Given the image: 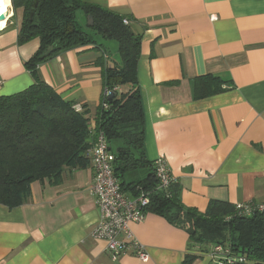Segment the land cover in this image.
<instances>
[{"label":"crops","instance_id":"0c3cea01","mask_svg":"<svg viewBox=\"0 0 264 264\" xmlns=\"http://www.w3.org/2000/svg\"><path fill=\"white\" fill-rule=\"evenodd\" d=\"M92 1L130 17L141 36L136 72L144 153L149 162L165 160L181 204L203 212L210 201L264 202V0ZM8 2L0 24V97L34 83L24 64L39 46L37 39L18 44L20 23ZM99 56L91 46L75 48L43 62L37 73L93 116L103 94ZM207 75L227 89L193 98L192 81ZM149 171L130 172L124 181L141 182ZM92 180L89 157L86 168H64L57 185L32 183L21 206L0 205V264H182L192 253L183 228L147 210L142 222L130 224L147 260L128 252L112 261L105 242L90 236L98 221ZM206 253L193 264H212Z\"/></svg>","mask_w":264,"mask_h":264},{"label":"trees","instance_id":"16d2710c","mask_svg":"<svg viewBox=\"0 0 264 264\" xmlns=\"http://www.w3.org/2000/svg\"><path fill=\"white\" fill-rule=\"evenodd\" d=\"M33 2L11 0L13 11L21 12L18 44L37 39L39 46L24 64L34 83L0 97V205L19 207L30 197L32 183L57 185L64 168H86L95 137L103 133L122 191L134 192L141 185L151 192L147 210L186 231L192 253L182 264H193L198 253L215 245L228 256L223 264H264V214L244 217L237 205L219 201H210L203 212L184 207L176 181L165 194L155 189L153 162L147 161L143 148L144 112L136 72L141 36L123 23L132 19L92 0H37L30 17ZM96 36L116 43V58ZM85 46L100 53L94 64L100 68L103 94L93 116L86 106L64 100L37 73L43 62ZM223 85L210 75L195 78L193 98L222 93L227 89ZM143 168L150 169L143 181H124L125 175Z\"/></svg>","mask_w":264,"mask_h":264},{"label":"built area","instance_id":"2783aa9c","mask_svg":"<svg viewBox=\"0 0 264 264\" xmlns=\"http://www.w3.org/2000/svg\"><path fill=\"white\" fill-rule=\"evenodd\" d=\"M123 23L128 24V21L124 20ZM105 94L110 95L109 92ZM77 109L79 110V107ZM90 160L93 180L89 191L98 211V221L90 236L105 242L106 251L112 261H116L128 252L135 254L141 261H146L148 254L145 247L133 236L130 224L140 223L144 220L150 205L151 192L141 185L136 186L132 196H127L122 191L113 174L115 156L103 133H98L95 137ZM152 173L156 182L155 189L165 194L175 179L164 159L157 158L153 161ZM237 206L240 215L244 217L264 214V202L244 203ZM119 237H122L123 240H120ZM206 254L212 261H216L218 258V264H223V261L228 260V256L219 245L212 246Z\"/></svg>","mask_w":264,"mask_h":264},{"label":"rangeland","instance_id":"374dc122","mask_svg":"<svg viewBox=\"0 0 264 264\" xmlns=\"http://www.w3.org/2000/svg\"><path fill=\"white\" fill-rule=\"evenodd\" d=\"M14 20L17 22V23H20V19H21V12L20 10H16L14 11ZM77 20L78 22H83V30L87 31V28L85 27V24H84V20H82V14L81 13H78L77 14ZM95 41L98 43V44H101L103 45V47H106L110 52H112L113 54V57H117V45L115 42H111V41H103L101 40L100 38H98L97 36L95 37ZM211 248V247H210ZM218 258H216V261H212L211 263L212 264H218Z\"/></svg>","mask_w":264,"mask_h":264},{"label":"bare ground","instance_id":"6f19581e","mask_svg":"<svg viewBox=\"0 0 264 264\" xmlns=\"http://www.w3.org/2000/svg\"><path fill=\"white\" fill-rule=\"evenodd\" d=\"M8 5H9L8 0H0V15L1 14L6 15L7 12H9ZM4 21L5 20L1 21L0 24L3 25Z\"/></svg>","mask_w":264,"mask_h":264},{"label":"water","instance_id":"95a60500","mask_svg":"<svg viewBox=\"0 0 264 264\" xmlns=\"http://www.w3.org/2000/svg\"><path fill=\"white\" fill-rule=\"evenodd\" d=\"M36 6H37V0H34V2H33V4H32V7H31V11H32V13L30 14V17L32 16L33 11L35 10ZM3 20H5V15L1 14V15H0V22L3 21ZM90 21H91V20L89 19V25H91ZM111 96H112V95L110 94V95H109V99L111 98Z\"/></svg>","mask_w":264,"mask_h":264}]
</instances>
